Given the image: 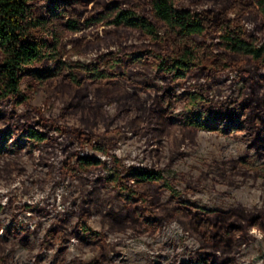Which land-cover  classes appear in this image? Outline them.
Instances as JSON below:
<instances>
[{"label":"rangeland","instance_id":"374dc122","mask_svg":"<svg viewBox=\"0 0 264 264\" xmlns=\"http://www.w3.org/2000/svg\"><path fill=\"white\" fill-rule=\"evenodd\" d=\"M57 1L33 0L36 13L48 16ZM115 2L153 18L149 1L81 0L77 9L83 27L62 40L60 88L31 91L25 80L22 91L29 101L0 99V264H89L95 259L101 264H188L202 243L170 215L179 201L225 211L243 206L264 215V66L239 63L211 74L196 69L174 82L135 54H165L161 43H151L138 30L108 25V17L87 24ZM231 2L181 0L178 6L217 10ZM239 28L264 44L260 16L248 13ZM41 67L55 68L56 62ZM94 68L109 77L100 80ZM71 77L82 86L73 85ZM172 90L201 94L196 111L217 119L222 128L242 129L224 134L187 127L184 101L162 123L158 99ZM255 114L263 122L259 130ZM28 127L47 133L49 140L31 146L20 136ZM81 157L103 164L84 169ZM243 159L248 167L236 163ZM136 168L161 171L179 196L164 182L150 183L146 206L139 199L128 206L126 192L108 178ZM145 207V218L160 222L157 230L136 217ZM84 209L90 213L88 223L105 234L103 251L78 230ZM57 228L64 239L53 236ZM247 239L235 252L237 264H264V231L251 228Z\"/></svg>","mask_w":264,"mask_h":264},{"label":"trees","instance_id":"16d2710c","mask_svg":"<svg viewBox=\"0 0 264 264\" xmlns=\"http://www.w3.org/2000/svg\"><path fill=\"white\" fill-rule=\"evenodd\" d=\"M150 2L153 18L138 13L134 9H123L118 2L106 7L99 16H92L87 24L101 23L105 20L108 25L127 27L140 31L143 38L151 43H161L166 53L153 50L135 52L138 59H147L165 72L174 82H179L187 74L196 69L207 73H217L239 63H253L264 66V44L258 45L254 39L247 38L240 30V25L248 13L262 18L264 31V0H232L217 10L193 11L179 7L181 0H135ZM81 0H61L51 7L48 16H40L35 11L33 0H0V99H11L22 104L30 99V95L22 91V84L28 80L31 91L39 87L60 88L58 83L62 75L61 51L63 37L67 32L75 33L82 29L80 12L77 4ZM230 14L234 16L231 18ZM203 38L218 39L216 44L208 43ZM218 47V50L216 49ZM48 61H55L56 67H41L37 65ZM113 68V64L109 65ZM95 69V68H94ZM100 80H106L107 73L95 69ZM73 85L82 86L81 81L71 77ZM203 96L197 92L187 91L178 93L175 90L167 92L158 102L159 120L167 123L176 105L185 102L186 114L183 123L195 129L217 131L224 134L232 133L241 127L222 128L217 119L207 113L196 111L194 108ZM255 128L263 126L258 114L253 116ZM21 138L35 147L39 143L48 141L49 136L35 128L28 127L20 135ZM97 150L108 154V150L94 144ZM80 167H100L103 162L93 157H81ZM248 167V161H236ZM108 180L126 192V204L133 206L139 199L146 206L147 195L144 191L150 183L164 182L163 186L175 196L179 192L171 183L165 180L161 171L136 168L127 175L115 171ZM138 186L133 188L130 183ZM148 209L136 217L147 228L157 230L158 220L145 218ZM185 228L202 243L197 257L188 264H237L235 252L238 246L248 241L247 236L251 228L264 231V215L250 213L239 206L230 210L207 209L195 207L187 201H179L170 211ZM90 213L84 209L78 221V230L101 251L104 250L105 234L95 230L89 223ZM58 240L65 238L61 229L53 233ZM89 264H101L95 259Z\"/></svg>","mask_w":264,"mask_h":264}]
</instances>
